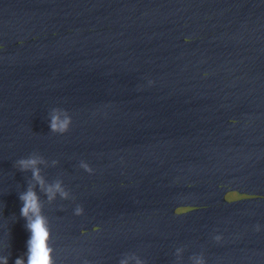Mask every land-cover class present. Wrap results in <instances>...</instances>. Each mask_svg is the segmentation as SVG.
I'll list each match as a JSON object with an SVG mask.
<instances>
[{
    "label": "water",
    "instance_id": "water-1",
    "mask_svg": "<svg viewBox=\"0 0 264 264\" xmlns=\"http://www.w3.org/2000/svg\"><path fill=\"white\" fill-rule=\"evenodd\" d=\"M29 189L51 264H264V0H0V264Z\"/></svg>",
    "mask_w": 264,
    "mask_h": 264
},
{
    "label": "clouds",
    "instance_id": "clouds-1",
    "mask_svg": "<svg viewBox=\"0 0 264 264\" xmlns=\"http://www.w3.org/2000/svg\"><path fill=\"white\" fill-rule=\"evenodd\" d=\"M53 131H66L67 122L59 123L56 118H53L51 124ZM36 162L34 160H20L19 165L21 170L25 171L30 165H34ZM91 171V170H89ZM36 179H39L38 172H33ZM57 190H59V185H56ZM51 191V189H49ZM20 200L23 202V207L21 208V216L28 220L27 229L31 232V238L28 241V264H51L50 252L51 249L48 247L49 231L45 225V221L39 213V206L37 202V197L34 191L29 189L26 193L20 195ZM35 216V219L29 220V213ZM80 214L79 211L77 213ZM219 240V237H217ZM7 264V261H5ZM15 264H23L21 259H16Z\"/></svg>",
    "mask_w": 264,
    "mask_h": 264
}]
</instances>
